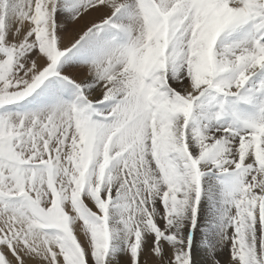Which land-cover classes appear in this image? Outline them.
<instances>
[{
	"label": "snow or ice",
	"instance_id": "6c2138e0",
	"mask_svg": "<svg viewBox=\"0 0 264 264\" xmlns=\"http://www.w3.org/2000/svg\"><path fill=\"white\" fill-rule=\"evenodd\" d=\"M197 243L264 264V0H0V264Z\"/></svg>",
	"mask_w": 264,
	"mask_h": 264
},
{
	"label": "rangeland",
	"instance_id": "374dc122",
	"mask_svg": "<svg viewBox=\"0 0 264 264\" xmlns=\"http://www.w3.org/2000/svg\"><path fill=\"white\" fill-rule=\"evenodd\" d=\"M68 24V25H67ZM69 24H72V23H65L64 25H63V27H64V29H65V31L64 32H62L61 33V35L63 36V34L64 33H67L68 32V34L69 33H71V34H73V36L71 37V39L73 40H75L76 38H77V36L75 35L74 36V29H70L68 26H69ZM67 26V27H66ZM70 39V40H71ZM73 40V41H74ZM72 41V42H73ZM80 78L81 79H83L84 77H83V74L80 76ZM195 250H193V259H195V253H197V257H198V259H200V260H202V259H204L205 261H204V263L205 264H208V260L210 259V258H208V257H206L205 256V254H204V252H203V250H202V246L199 244V243H197V245L195 246V248H194ZM198 249V250H197ZM222 256H224V258H222ZM227 256V257H226ZM202 257V258H201ZM225 259V260H224ZM218 260L220 261V264H226V262H227V260H228V254H227V250H225L222 254H220V255H218Z\"/></svg>",
	"mask_w": 264,
	"mask_h": 264
},
{
	"label": "bare ground",
	"instance_id": "6f19581e",
	"mask_svg": "<svg viewBox=\"0 0 264 264\" xmlns=\"http://www.w3.org/2000/svg\"><path fill=\"white\" fill-rule=\"evenodd\" d=\"M92 19H96V17H87L84 21H82L81 23H79V24H75V23H72V24H69V28L70 29H74V36L76 35L77 36V38H78V35L80 34V32H81V29L84 27V25L85 24H87V23H89ZM68 25V24H67ZM67 27V26H66ZM64 31H65V29H64ZM63 31V32H64ZM73 36V34H71V33H69L68 34V32L67 33H64L63 34V39H64V42L66 43V44H68V43H71L73 40L71 39V37ZM71 39V40H70ZM195 250V249H194ZM198 250V249H197ZM195 259H194V262H195V264H205L204 263V259H202V260H200V259H198V257H197V253H195ZM227 257V256H226ZM202 258V257H201ZM222 258H224V256H222ZM225 260V259H224Z\"/></svg>",
	"mask_w": 264,
	"mask_h": 264
}]
</instances>
